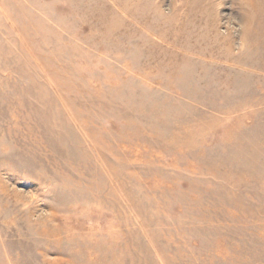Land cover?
<instances>
[{
	"label": "rangeland",
	"instance_id": "1",
	"mask_svg": "<svg viewBox=\"0 0 264 264\" xmlns=\"http://www.w3.org/2000/svg\"><path fill=\"white\" fill-rule=\"evenodd\" d=\"M0 264H264V0H0Z\"/></svg>",
	"mask_w": 264,
	"mask_h": 264
}]
</instances>
